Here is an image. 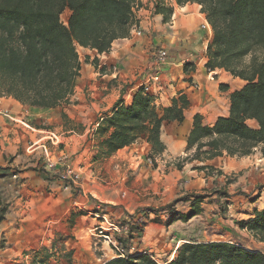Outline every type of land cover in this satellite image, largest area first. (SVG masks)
<instances>
[{
  "label": "trees",
  "instance_id": "1",
  "mask_svg": "<svg viewBox=\"0 0 264 264\" xmlns=\"http://www.w3.org/2000/svg\"><path fill=\"white\" fill-rule=\"evenodd\" d=\"M175 3L199 5L210 25L207 71L221 69L244 81L230 93L227 115L218 116L211 126L203 125L199 115L193 117L185 155L175 165L181 168L186 162H206L223 155L248 156L255 150L264 157V0ZM137 6V0H0V97L41 110L69 104L81 69L77 48L108 52L114 40L129 35ZM65 10L69 11L66 23L61 20ZM85 62L97 65L98 59L85 56ZM186 105L187 101L179 97L169 106L158 107L155 96L139 87L129 105L118 101L109 115L96 122L93 136L98 153L108 157L138 140L148 143L151 153H162L161 124L182 121ZM249 120L255 126H250ZM196 168L223 174L212 165ZM203 197L195 196L189 212L178 218L187 220L197 214ZM4 209L0 195V221ZM172 220L173 214L167 222ZM238 225L264 244V208ZM120 232L115 235L116 255L102 264H158L152 255L129 252L132 240L137 247L140 244L142 227L138 220L130 219ZM164 264H264V253L227 241L189 239Z\"/></svg>",
  "mask_w": 264,
  "mask_h": 264
},
{
  "label": "crops",
  "instance_id": "2",
  "mask_svg": "<svg viewBox=\"0 0 264 264\" xmlns=\"http://www.w3.org/2000/svg\"><path fill=\"white\" fill-rule=\"evenodd\" d=\"M137 1L138 6L133 10L136 29L131 28L127 37L114 40L108 52L99 54L93 49H85L90 54V59L93 57L98 59V64L81 63L69 104L41 110L23 106L10 97H0V174L2 176L8 175L12 165L28 162L42 152V143L47 137L44 135V130L36 124L40 120L44 122L46 116H53L61 111L65 113L69 107L68 111H72V117L76 119H82L79 114H93L98 117V121L109 115L118 101L129 105L133 93L141 86L155 96V104L158 107L171 105L174 98L182 97L187 101L183 109L182 121H163L161 124L160 140L165 145V150L156 155L163 159V162L175 160L177 163L179 157L185 155L186 139L196 114L200 116L201 123L208 126H211L218 116L228 114L230 93L240 88L241 85L237 84L243 81L224 70L207 71L205 68L206 48L212 32L204 14L200 12V6L195 3L180 6L175 0ZM203 24H206L205 27H202ZM159 50H165L167 53L164 64L157 62ZM155 75L158 77L157 80H153ZM85 87L94 100L90 102L87 111L82 112L80 106L84 105L85 99H81L79 91ZM247 122L250 126H255L253 120ZM139 141L151 152L148 143ZM131 145L117 150L115 154L124 152ZM252 154L242 157L223 155L206 162H186L181 168L170 163L165 170L167 174L161 176L164 181L167 180L168 175L170 177L172 174L175 177V186L172 187L174 191H170L167 204L176 202L168 210L162 211L165 212V215L161 216L163 224H154V227L149 224V231H147L148 225L143 226L140 238L142 243L145 240L143 246L133 245L130 249L138 253L154 255L156 258H161L162 255L155 252L168 249L169 253L163 260L164 264L174 258L176 249L189 239L227 241L237 244L236 239L239 234L253 238L248 230L238 225L239 221L251 218L255 210L264 208V157L259 152L258 158L250 161L248 158ZM37 162L36 160L34 164ZM260 162H263V165H259ZM29 164L31 165L27 163L26 166ZM201 165H212L220 169L223 174L218 175L216 172L209 174L206 170L196 168ZM44 169L50 172L45 174L47 178L36 175L37 172L29 169L19 172L18 175L23 179L24 184L29 181L49 183L52 193L48 194L46 199L54 196L55 203L70 202V196L74 195L71 193L72 188L59 180L58 169L49 170L46 166ZM235 171L241 172L237 177V183L242 182L240 184L242 193H239L238 189L235 192L225 191L234 183L231 181L226 183V181L228 175ZM1 179L6 180L5 177ZM134 192L137 197L136 202L129 198L128 206L112 208L110 205H103L97 199L85 200L84 205L87 204L86 208L95 206L96 211L99 208L105 209L106 212L111 208L118 210L122 228L125 222L130 219L135 220V217L129 216L141 205L139 201L142 189H136ZM197 195L204 196L199 202L198 213L187 220L178 218L179 215H186L189 212L190 205ZM74 197L77 198L76 195ZM83 197L85 194L78 196L77 199ZM22 213L21 208L16 211V215L20 216ZM172 214L174 220L168 223V218ZM82 217L86 216H80ZM155 217L160 216L155 215ZM209 225L217 234H207L206 228ZM241 246L244 247L242 243ZM110 258L112 257L107 259Z\"/></svg>",
  "mask_w": 264,
  "mask_h": 264
},
{
  "label": "rangeland",
  "instance_id": "3",
  "mask_svg": "<svg viewBox=\"0 0 264 264\" xmlns=\"http://www.w3.org/2000/svg\"><path fill=\"white\" fill-rule=\"evenodd\" d=\"M68 15V10L62 13L61 20L64 23ZM77 50L81 63H84L85 56L90 54L81 47ZM243 84L244 81L238 82L237 85ZM79 93L81 99H85L80 110L87 111L94 99L86 87L81 88ZM68 109L69 107L65 113L61 111L53 116L48 115L44 122L40 120L36 124L44 130V135L50 136L43 142L47 149L46 154L42 150L39 156L30 161L12 165L8 175L0 174L1 178H6H0V195L5 207L0 221V264H102L104 259L116 255L106 236L116 241L115 235L121 234L120 231L111 229V224H117L119 229L122 221L118 210L112 208L128 206L129 198L136 202L134 191L139 188L142 189L139 201L141 205L130 215L138 220L142 229L148 225L147 231L150 226L154 227V224L164 223L161 216L165 215V212L160 211V208L167 204L176 181L172 174L171 178L167 176L166 181L161 175L167 174L166 168L170 163L175 164V160L163 162V159L147 150L139 140L124 152L103 157L97 151V140L93 136L98 117L93 114H79L82 116L79 120L72 117L73 112ZM258 155L259 151L255 150L248 160L255 161ZM36 160L38 162L34 164ZM64 162L69 164L77 178L72 182L70 179H61L58 175L59 180L71 187V193L77 198L83 194L85 197L77 199L73 195L68 203H55L54 196L46 199L48 194L52 193L49 183L29 181L24 184L18 175L19 172L29 169L37 172L36 175L45 176L50 173L44 169L45 166L49 170L58 169L61 173L64 171ZM27 163L31 165L26 166ZM48 163L53 165L49 166ZM259 165H263V162ZM238 175H241L240 171L228 175V181L234 183L225 191L235 192L238 189V192L242 193V182L237 183ZM153 190L155 192H152ZM94 199L112 208L108 212L100 208L96 211L95 206L86 208L84 201ZM19 208L23 210L20 216L16 215ZM84 215L85 218H80ZM155 215L160 217L156 218ZM88 223L89 226L84 228ZM206 230L208 235L217 234L211 225ZM125 233L123 232V235ZM236 240L237 244L242 243L245 248L264 252V244L258 243L254 238L239 234ZM131 243L135 246L138 244L135 240ZM143 243L140 242L139 246H143ZM129 252L135 251L130 249ZM155 253L162 255V259L152 255L153 258L163 264L169 251L164 249Z\"/></svg>",
  "mask_w": 264,
  "mask_h": 264
},
{
  "label": "built area",
  "instance_id": "4",
  "mask_svg": "<svg viewBox=\"0 0 264 264\" xmlns=\"http://www.w3.org/2000/svg\"><path fill=\"white\" fill-rule=\"evenodd\" d=\"M205 25L206 24H203L202 27H205ZM132 29H136V25L135 24L132 26ZM166 59H167L166 51L165 50H159L158 53H157V62L159 64H164V63H166ZM157 79H158V77L156 75L153 76V80H157ZM46 137H47V139L50 138V136H47V135H46ZM42 144H43L42 146H43L44 154H46L47 153V149L45 147V144L44 143H42ZM48 164H49V166L53 165L52 163H48ZM62 166L64 168V171L59 173V177L61 179H65V178L66 179H70L72 182H75V179L77 178V175L74 173L73 169L69 166V164L64 162V163H62ZM111 229L113 231H117V232L121 231V227L118 229V225L117 224H111ZM106 238L109 240L111 245L116 248V241L111 240L108 236H106ZM155 261L158 264H160L156 259H155Z\"/></svg>",
  "mask_w": 264,
  "mask_h": 264
}]
</instances>
